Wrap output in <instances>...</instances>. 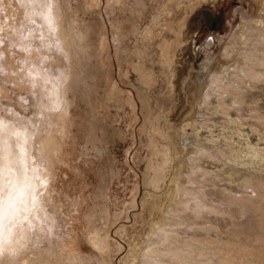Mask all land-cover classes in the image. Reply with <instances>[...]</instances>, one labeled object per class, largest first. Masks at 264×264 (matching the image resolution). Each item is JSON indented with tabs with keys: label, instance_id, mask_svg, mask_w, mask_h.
<instances>
[{
	"label": "rangeland",
	"instance_id": "rangeland-1",
	"mask_svg": "<svg viewBox=\"0 0 264 264\" xmlns=\"http://www.w3.org/2000/svg\"><path fill=\"white\" fill-rule=\"evenodd\" d=\"M259 2L0 0V195L25 168L36 188L32 209L2 221L0 264L23 256L24 232L34 231L47 249L54 248L52 238L61 245V238L72 237L83 258L76 264H124L151 221L173 203L167 178L176 169L186 173L196 130L222 146L240 144L246 165L209 158L202 165L253 176L255 188L245 190L226 177L208 182L206 201H223L222 216L192 217L196 229H179V235L207 238L208 249L197 258L206 264H219L215 251L227 257L222 264H264V153L252 160L245 154L246 142L264 148V72L254 82L232 83L226 100L236 124L200 106L209 85L216 93L212 105L223 95L211 83L213 73L226 67L227 75L244 64L235 34L243 19L260 14ZM49 8L62 15L59 30L47 22ZM225 47L231 57L223 56ZM54 94L62 101L57 109ZM183 126L187 136L181 137ZM17 131L27 132L26 148ZM18 145L30 152L26 164L9 162ZM38 216L48 239L36 227Z\"/></svg>",
	"mask_w": 264,
	"mask_h": 264
},
{
	"label": "bare ground",
	"instance_id": "bare-ground-1",
	"mask_svg": "<svg viewBox=\"0 0 264 264\" xmlns=\"http://www.w3.org/2000/svg\"><path fill=\"white\" fill-rule=\"evenodd\" d=\"M259 4L261 5L260 14L256 17H253L251 21H247L243 19V21L241 22V24L236 30L235 36H237L236 37L238 41L237 43H239L240 46H244V47H241L238 51L239 57H241L242 58L241 60H243L242 61L244 63L242 64L243 66L241 65L240 68H238L239 70L238 69L234 70L235 68H233V70L229 74L227 73V75L225 74V70H227L226 67H223V70L220 73H213L211 75L212 82L211 81L210 82L212 84L214 83V85H216L215 87L217 88L218 92L223 93V95L219 94L217 98V105L216 106L212 105L210 102V96L216 93H214L212 87H210L209 85L205 93L206 95L204 96V98L202 99L200 103L201 110L203 111L206 110V111L215 112V113H222L229 122H232L234 124H236L239 121V118L230 116L229 112L231 109V104L228 103L226 100L227 95L229 96L231 91L232 93L234 91L232 83L239 85L244 78L248 79L249 81L254 82L260 79L259 72L261 73L264 72L263 71L264 48L259 47V46H262L264 43V0H260ZM55 12L56 11L54 9L52 10V12L50 8L47 9L46 19L50 25L57 26L59 30L61 22H62V15L59 11L57 12V14H55ZM231 54L232 53L229 47H225L223 50V56L231 57ZM234 67H237V66H234ZM227 77L230 78V81L225 83V79ZM51 95H53L52 92H51ZM53 98H54V101H53L52 109H57L61 107L62 101L61 99L60 100L58 99V94H54ZM188 124H190V122H188L187 125ZM193 124H195V121L194 123L192 122V125ZM194 127L195 125L193 126V128ZM237 127H238V124H237ZM14 134H15L16 139L18 138V136L21 137L20 135L24 137V146H25L24 148H26L28 145L27 132L17 131ZM193 134H195L193 138V142H194V145H197V148L193 150L191 162L185 165L187 169L186 173L183 175L182 174L183 172L181 171V173L179 174V172H177V169H176L171 173L170 176L167 175L168 176L167 186L168 187L171 186L173 188V193H172L174 195L173 203L161 209L164 211L163 214L159 215L157 219H154L151 221L145 234L144 235L141 234L142 236L140 235L141 245L135 244L132 247V249L130 250V256L125 259L124 264H206L208 261L204 263L201 260H197V258L202 257L204 250L207 248L204 245V241H205L204 239L207 240V238L204 237L203 239L202 238L196 239L194 238V236L192 238H184L183 236L185 235L183 236L179 235V229H183L182 230L183 232H186L187 229H193L195 227L194 225L196 224L194 222L199 220L203 216V214H208L206 216L216 215V217L221 214L222 216L223 211L222 209H220V206L218 204L222 205L223 201L217 202V203H211V202L206 201V199L209 198V196L211 195L209 193V190H207L206 188L208 182H213V184H215L214 182L221 181L223 177H226L232 183L237 182V184H239L241 188H244L245 190L250 188V189H253L254 191L255 180L253 176H250V177H246L242 175L240 176L238 175L236 171H233V170L227 171L220 167L219 169L210 171V170H207L202 165L203 161L205 159L207 160L208 158L213 159V161L215 160L216 162L224 161L223 163L229 164L232 167L238 166V165H242V166L246 165L248 163V161H246L247 159L242 160L240 156V144H237V145L236 144H226L225 146H222L220 145L219 138L217 137L210 136L207 138H203V137L200 138L199 130H196L195 133ZM180 135L181 137L187 136L186 132L184 131V126L181 128ZM214 135H217V134H214ZM185 145L186 143L185 144L183 143V148L185 147ZM17 148H18L17 150L18 154L15 153V154H12L11 157L9 156L10 157V160L8 159L9 162L17 163V160H20L22 161L23 164H26V159L28 157L31 158L30 152L24 148H21L20 145H18ZM209 148H213L215 152L212 153V151H210ZM245 148H246L245 154L248 156L247 158H249L250 160L258 156H262L264 153V148L252 145L249 142L245 143ZM8 149L10 150V147ZM182 163L183 161L180 160L179 161L180 167L181 165H183ZM38 172H40V170L39 171L37 170L36 173L38 174ZM16 176H17V179L15 180L14 185L13 184L9 185L8 191L4 192L5 196L1 198L2 195H0V227L3 226L2 221H5L11 215L13 216V212L14 213L20 212L21 208L22 209L25 207L31 208V207H34L35 205L33 204V202L36 201V196L34 195L33 192L35 191L36 188H33L31 186L33 185L32 184L33 180L29 176L27 169L26 168L24 169V173H22V175L19 173ZM184 181L185 183L187 182L188 184L190 183V186H192L193 184H196L197 189L190 190L188 187L185 186L186 184L183 185ZM257 183L259 184L260 182H257ZM258 186L262 188V184L256 185V188ZM263 187H264V184H263ZM229 193L231 194V191ZM182 198H185L184 203L181 204L180 206H175V203L177 202V200H180ZM233 203L230 202V204L232 205ZM20 204H21V207H20ZM244 212L246 213V211ZM192 217L197 218V220L191 221ZM230 217L234 218L233 216H230ZM25 218L31 221L29 217H25ZM40 218H39L40 221L38 224H36V227L44 231L43 233L44 235L42 236L44 238H47L46 237L47 230L45 228L46 224L45 222L43 223L44 218L42 217ZM26 219H23V220H26ZM41 220H43L42 221L43 224H40ZM19 221L22 222L21 220ZM22 223H26V222H22ZM53 226H56V225H53ZM17 227L20 228L19 226ZM201 228L202 227H200V230H202ZM67 230L68 229H66V232L68 235L69 231ZM59 233L53 232L52 234L59 237L60 236ZM24 234H25L24 242H25V246L28 247V250L23 256L14 258L12 261H10L9 264H76L77 261L83 259L81 254L73 247L72 237L66 238V239L61 238V242H62L61 245H59L60 242L58 243L57 240L50 238L52 240L51 244L53 245L54 248L47 249V248H43L42 246L40 247V245L37 243L36 238L40 237L39 231L38 232L34 231L32 235L29 234L28 232H24ZM33 235H36L37 237L34 239L32 237ZM154 238H156L157 240H154ZM30 242L32 245L29 244ZM45 244L46 243L44 242L43 245ZM10 246L13 248V244H11ZM215 252H213V255H216L215 259H217V262L219 261L218 262L219 264L220 263L222 264L224 260L227 262L226 260L227 257L225 259L224 257H222V255L224 256V254L221 255V253L219 252L218 253L216 252V254H214ZM209 259L210 258H208V260ZM213 261H214V258H213ZM213 263L210 262V264H213Z\"/></svg>",
	"mask_w": 264,
	"mask_h": 264
}]
</instances>
